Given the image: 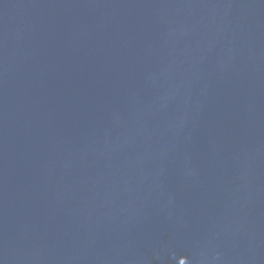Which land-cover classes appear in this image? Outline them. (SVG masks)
Returning a JSON list of instances; mask_svg holds the SVG:
<instances>
[{
  "label": "water",
  "instance_id": "water-1",
  "mask_svg": "<svg viewBox=\"0 0 264 264\" xmlns=\"http://www.w3.org/2000/svg\"><path fill=\"white\" fill-rule=\"evenodd\" d=\"M0 264H264V0H0Z\"/></svg>",
  "mask_w": 264,
  "mask_h": 264
}]
</instances>
